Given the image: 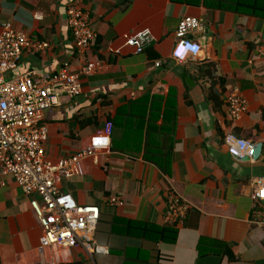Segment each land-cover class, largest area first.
I'll return each mask as SVG.
<instances>
[{"label": "crops", "instance_id": "obj_1", "mask_svg": "<svg viewBox=\"0 0 264 264\" xmlns=\"http://www.w3.org/2000/svg\"><path fill=\"white\" fill-rule=\"evenodd\" d=\"M257 1L262 7L250 14L216 0H0V27L11 22L48 44L25 49L8 79L57 74L66 64L81 79V94L62 97L44 116L47 158H69L94 135L111 139L97 162L61 181L80 206L100 210L94 251H40L41 227L30 207L39 197L0 176V264H264V203L253 199L254 181L264 177V0ZM72 5L96 33L86 58L101 69L92 74L82 73L75 50ZM184 17L203 22L192 36L202 46L200 63L172 59ZM143 31L154 41L138 53L125 39ZM233 88L247 102L237 121L227 103ZM229 133L262 145L260 155L232 157L223 143ZM151 135L166 151L174 146L168 172L144 158ZM173 192L191 209L172 225L166 213ZM114 197L123 205H111Z\"/></svg>", "mask_w": 264, "mask_h": 264}, {"label": "built area", "instance_id": "obj_2", "mask_svg": "<svg viewBox=\"0 0 264 264\" xmlns=\"http://www.w3.org/2000/svg\"><path fill=\"white\" fill-rule=\"evenodd\" d=\"M68 25L72 32L76 53L85 63L83 74H92L101 69L99 62H88L87 52L93 46L96 33L90 26L87 14L78 5L67 10ZM200 19L184 17L175 32L172 59L179 64L200 63L201 44L192 38L202 29ZM125 44L143 52L154 37L143 31L126 36ZM43 50L47 43L32 40L29 35L14 28L11 22L0 27V176L11 177L26 196L36 195L30 207L41 227L40 251L45 249L69 250L81 246L89 253L94 251L92 235L100 219L98 207H82L75 198L61 191V181L77 174L83 163H94L104 151L111 148L107 135H94L84 149L69 158L52 161L45 153L48 126L43 124L45 114L61 104L62 97L75 98L82 92L79 75L68 72L66 64L57 74L30 72L15 79L7 75L15 71L27 48ZM179 53V55H178ZM259 56L264 58V43ZM155 62L156 67L161 66ZM229 115L239 120L247 112V102L238 88H233L228 97ZM228 153L240 160L252 158L255 145L234 134H227L223 141ZM253 199L264 203V177L255 179ZM113 206L123 202L114 197ZM191 204L177 192L168 201L166 221L177 224L184 221Z\"/></svg>", "mask_w": 264, "mask_h": 264}, {"label": "trees", "instance_id": "obj_3", "mask_svg": "<svg viewBox=\"0 0 264 264\" xmlns=\"http://www.w3.org/2000/svg\"><path fill=\"white\" fill-rule=\"evenodd\" d=\"M227 5L229 8L233 9L236 12H246L250 14H257V11L262 7V2L257 0H216V6L222 7ZM207 75H210V67L207 68ZM153 135V134H152ZM152 135L147 142V147L145 149L144 158L145 160L152 162L157 165L164 172L169 170V161L171 156L169 155L173 147L168 148L167 151L162 147L154 145ZM151 143V144H150Z\"/></svg>", "mask_w": 264, "mask_h": 264}, {"label": "water", "instance_id": "obj_4", "mask_svg": "<svg viewBox=\"0 0 264 264\" xmlns=\"http://www.w3.org/2000/svg\"><path fill=\"white\" fill-rule=\"evenodd\" d=\"M184 77H186V75H184ZM187 82H188L189 84H191L192 81H191L190 78H187ZM261 147H262V145L255 146L253 159L260 155V153H261ZM245 161H248V158H246V159L244 160V162H245Z\"/></svg>", "mask_w": 264, "mask_h": 264}, {"label": "snow or ice", "instance_id": "obj_5", "mask_svg": "<svg viewBox=\"0 0 264 264\" xmlns=\"http://www.w3.org/2000/svg\"><path fill=\"white\" fill-rule=\"evenodd\" d=\"M178 55H179V53H178Z\"/></svg>", "mask_w": 264, "mask_h": 264}]
</instances>
